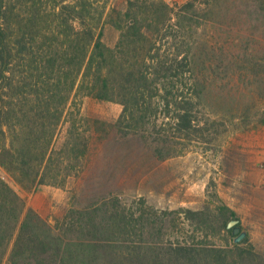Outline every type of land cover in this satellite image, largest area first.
<instances>
[{"label":"trees","instance_id":"16d2710c","mask_svg":"<svg viewBox=\"0 0 264 264\" xmlns=\"http://www.w3.org/2000/svg\"><path fill=\"white\" fill-rule=\"evenodd\" d=\"M109 2L0 0V167L27 193L65 189L84 171L89 131L77 120L80 96L119 104L115 123L92 126L105 124L124 142L140 139L160 160L184 152L165 126L187 141L201 131L193 44L183 34L198 0ZM105 24L120 32L113 48ZM182 85L188 96L174 93ZM93 179H80L51 225L0 177V264H264L247 238L207 241L231 236L227 224L238 220L217 194L214 206L158 212L90 194ZM175 218L190 237H173Z\"/></svg>","mask_w":264,"mask_h":264},{"label":"rangeland","instance_id":"374dc122","mask_svg":"<svg viewBox=\"0 0 264 264\" xmlns=\"http://www.w3.org/2000/svg\"><path fill=\"white\" fill-rule=\"evenodd\" d=\"M116 1L124 0L109 5ZM194 11L183 34L193 44L202 128L191 141L174 139L171 125L163 128L182 155L160 160L140 139L121 141L108 128L103 130L105 124L95 129L93 120L113 124L122 107L80 96L75 112L82 129L89 131V152L84 171L68 179L65 189L43 185L27 193L0 167V177L51 225L71 205L80 179L91 177L90 194L119 195L135 208L144 207L143 201L158 212L214 206L217 194L237 213L248 244L264 253V0H198ZM119 34L104 25L107 46L113 48ZM189 88L182 85L174 93L188 96ZM172 221L173 237L191 236L187 223ZM233 239L221 234L207 241L224 245Z\"/></svg>","mask_w":264,"mask_h":264},{"label":"water","instance_id":"95a60500","mask_svg":"<svg viewBox=\"0 0 264 264\" xmlns=\"http://www.w3.org/2000/svg\"><path fill=\"white\" fill-rule=\"evenodd\" d=\"M227 228L231 230L232 235L234 236V239H233L234 244L241 243L247 236V232L241 229L239 225V220H231L227 224Z\"/></svg>","mask_w":264,"mask_h":264},{"label":"crops","instance_id":"0c3cea01","mask_svg":"<svg viewBox=\"0 0 264 264\" xmlns=\"http://www.w3.org/2000/svg\"><path fill=\"white\" fill-rule=\"evenodd\" d=\"M166 2H172V1H174V2H179V3H183V2H185V1H187V0H165Z\"/></svg>","mask_w":264,"mask_h":264}]
</instances>
